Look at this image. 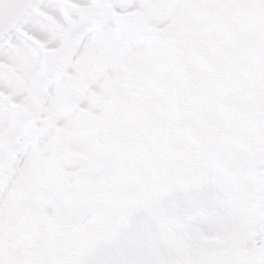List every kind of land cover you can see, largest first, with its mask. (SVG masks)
Segmentation results:
<instances>
[{
    "label": "snow or ice",
    "instance_id": "snow-or-ice-1",
    "mask_svg": "<svg viewBox=\"0 0 264 264\" xmlns=\"http://www.w3.org/2000/svg\"><path fill=\"white\" fill-rule=\"evenodd\" d=\"M0 264H264V0H0Z\"/></svg>",
    "mask_w": 264,
    "mask_h": 264
}]
</instances>
